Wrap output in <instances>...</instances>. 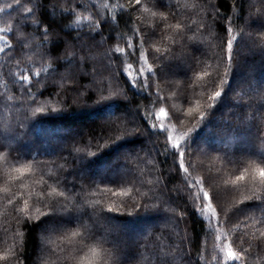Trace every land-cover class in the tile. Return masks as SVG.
<instances>
[{"label": "trees", "instance_id": "16d2710c", "mask_svg": "<svg viewBox=\"0 0 264 264\" xmlns=\"http://www.w3.org/2000/svg\"><path fill=\"white\" fill-rule=\"evenodd\" d=\"M102 1L105 7L99 16L95 4ZM64 6V12L54 18L55 0H0L1 116L21 135L20 143L27 141L26 126L31 123L37 126L31 138L41 137L38 126H77V119L88 111L78 113V107L91 106L94 114L101 105H110L107 119L81 122L78 127L84 131L69 137V145L54 157L13 153L1 143L13 137L2 138L0 264H34L37 236L47 228L49 244L42 264H81L90 258L92 247L109 252L108 264H264V178L259 175L264 168V96L243 100L225 94L231 79L243 72V63L254 75L264 73V0L250 9L245 0H172L169 5L165 0L139 4L136 0H70ZM73 17L83 20L76 27L79 30L64 32L60 23L65 25ZM252 24L259 26L262 36L254 33ZM116 31L120 45L114 40ZM144 36L151 41L148 49ZM65 42L91 48L63 62L58 55ZM197 43L207 47L208 55L189 63L181 74L171 75L170 83L163 82L174 95L162 96L151 78L187 63L186 55L197 50ZM79 67L87 75L69 81L68 72ZM216 92L221 95L216 97ZM224 94L228 115L216 124L209 120L206 129L195 127L219 108ZM172 103L181 108L171 112ZM131 107L137 120L120 117ZM14 111L16 120L11 125ZM167 119L174 120L173 128L182 134L179 145L168 139ZM140 131L146 138L137 135ZM199 135L206 139L196 150L193 144ZM241 136L261 155H246L235 145ZM208 139L216 145L207 146ZM126 143L138 145L128 149L117 165L131 172L130 179H113L107 172L79 176L85 167L101 164V159ZM197 154L199 161L194 163ZM199 188L209 194L214 223L197 210L202 207ZM217 189L231 193L230 200ZM219 201L225 213H219ZM57 211L72 219L65 232L52 229L56 220L60 225L66 222ZM153 214H161L164 230L146 229L142 223L145 229L133 233L134 227L142 225L140 220ZM87 216L104 218L108 224L113 221L122 234L132 231L129 247L113 233L92 229V238L102 242L84 240L88 247L81 250L76 246L80 237L74 233L88 235L81 226L91 224ZM223 241L236 260L226 256Z\"/></svg>", "mask_w": 264, "mask_h": 264}, {"label": "rangeland", "instance_id": "374dc122", "mask_svg": "<svg viewBox=\"0 0 264 264\" xmlns=\"http://www.w3.org/2000/svg\"><path fill=\"white\" fill-rule=\"evenodd\" d=\"M70 0H55V3L57 5L56 10L51 11L52 15L54 18H57L61 13L64 12L65 10V4H67V2ZM87 1H96V0H87ZM167 2V4L169 5L170 1L172 0H165ZM261 0H245L246 3V7L248 9L253 8L255 4H258V2H260ZM95 3V2H94ZM96 8L98 9L99 12V16H102V9L105 7V3L104 1L102 2H97L95 4ZM166 8H170L167 7ZM165 8V9H166ZM133 15V13H132ZM137 15V14H136ZM83 20L78 21L76 18H72L71 21L67 22L65 25H63V23H60L59 27L66 32L69 29L72 30H76L79 28H76L77 26H79L81 24ZM114 23V22H113ZM90 24V23H88ZM34 25V23H33ZM36 25V23H35ZM91 25H88L89 28ZM252 26L256 29V31L254 32L256 35L258 36H262V33L259 32V26L257 25H253ZM152 29V27H151ZM141 31L143 32L144 30L141 28ZM75 33V32H74ZM77 34V33H76ZM57 35V34H56ZM192 37H189V39H191ZM155 38H152V40H154ZM187 40L188 44L192 43V39L191 40ZM115 42L118 43L119 45L122 44V40H121V35L119 33H117V31L115 32V38H114ZM150 38L146 39L145 36L143 37V43L146 47V49L151 47V43H150ZM31 43H35L34 41H32ZM188 44H186L187 46H189ZM193 44V43H192ZM198 44V48L195 52H191L189 51L186 55V60L187 63L182 64L180 67L178 66H172L171 68H169V70H161L159 72L158 75H155V77L151 78V82H153V84H157V88H159V90H161V94L162 96H167V95H174L169 93V89L167 90L166 87H163L162 84L163 82H171V75H173L174 73H179L181 74L184 69L187 68V66L189 65V63L194 62V61H199L201 55H208V51L206 50L207 47H205V45H203V43H197ZM32 45V44H31ZM35 45V44H34ZM83 45V44H82ZM82 45H77V46H73L72 43L69 42H65L64 47L62 49L61 55H58L60 57V59L65 62L71 58L74 57H78V51L81 53H84V51L89 47H84ZM123 45H126L129 47V44L124 43ZM30 46V45H29ZM113 46H115V44H113ZM37 53H39V49H37ZM96 53H98L100 55V52L96 51ZM101 57V56H99ZM85 58V56L83 57ZM69 62V61H68ZM66 62V63H68ZM69 65V64H68ZM264 67V66H263ZM242 68H243V72L235 75L230 82V87L227 90V93H225L227 96H229L230 98L236 96V95H240L243 100H247L248 98H253L255 99L256 96H264V73L259 76V75H254L252 74V71H250L249 65L247 68V65L245 63L242 64ZM247 69V70H246ZM82 70L79 68H75V69H71L68 72V78L69 81H74L76 80V76H79L81 74H85L83 72H81ZM97 71V69H96ZM105 72V71H103ZM48 72L47 70H43V74L46 75ZM91 73H93V71H91ZM87 75V74H85ZM131 78L133 79V76H131ZM130 79V78H129ZM131 79V80H132ZM228 79V78H227ZM226 79V80H227ZM130 80V81H131ZM67 83V82H66ZM161 84V85H160ZM225 84V83H224ZM169 86V85H168ZM153 87V86H152ZM150 88V87H149ZM149 88L147 87V91L149 92ZM138 89V88H137ZM139 92V89H138ZM226 92V91H225ZM176 93V91L174 92ZM222 95V98L220 100V106L217 110H215V112L211 115V117L209 116L210 114H207V116L203 117L200 121H198L195 124V127H199V126H203L204 129L207 128V122L209 120L214 121V124H216V122H219L222 118L223 115L227 116V110L229 109V107L227 106V98L226 95ZM216 103V102H215ZM107 106L110 105H101L99 107V110L94 111V114H90L92 109L91 106L90 107H78L76 112H87L85 113V115L81 116V118L77 119V126L72 127L71 129H60V128H52L46 125H43V127H39L38 129H40V134L41 137L38 140H30L28 141L29 138H31L32 132L34 129L37 128V126H35V123H31L30 125H25L29 130L26 132V140L24 143H20L19 140L21 139V135L18 133H14L10 128H9V124L10 122L8 121L9 119H4L1 116L0 113V142L2 141V138H4V140L9 139V137H13L12 140H8L6 141V143L1 142L4 144V146H8V148L10 147L11 151L13 153H27L26 155H28V158H31L33 155H50V157H54L58 154L59 151L66 149V147L69 145V141H67V139H69V137L74 138L77 136L78 133H76L77 131L79 132H83L84 129L83 128H79V124L81 122L83 123H87L88 121L92 120V119H99V120H106L107 119V112H108V108ZM171 108V112L177 111L179 110L181 107H179V105L177 104H171L169 105ZM59 107H54L53 109H58ZM40 110V109H39ZM115 112V110L113 111ZM143 111L141 110V113ZM249 111L246 110V112L244 114H246V119L247 121H250L252 119L251 115L248 113ZM17 114L14 112H12V114L10 115V121H11V125H13L15 119V116ZM120 117H125L128 119H136V112H135V107H131L130 110L127 111V113H121ZM33 117H31L32 119ZM34 120V119H33ZM31 121V120H30ZM171 119H167L165 120L166 126H167V136L168 139H170V143L172 145H179L181 143V138H182V134H180V132L178 131V128H173V123ZM13 122V123H12ZM206 122V124H205ZM25 124H28L25 123ZM244 124H246L244 122ZM41 126V124H39ZM25 126H21L22 128H25ZM79 126V127H78ZM79 128V129H78ZM31 131V132H30ZM138 136L142 137V138H146L145 133L143 131L138 132L137 134ZM206 138L202 135H199L197 138H195L194 140V144H193V148H195L196 150H200V146L204 145L203 141ZM24 140V139H23ZM245 140L244 136L239 137V140L237 141V146L242 147V149L246 152V155H248L249 153L254 154L256 156L261 155L259 153V151H257L256 149H254L255 145L253 146V144L251 143H243V141ZM242 141V142H241ZM207 142V146L209 144V147L216 145V141H212L210 139L206 140ZM253 143V142H252ZM115 145V144H114ZM112 145V146H114ZM3 146V145H2ZM14 146V148H13ZM207 146L205 147V149L207 148ZM138 147V145H136L135 143L132 144H122L120 146H118L116 148V150H114L111 155V157L107 158V159H101L100 163L98 164H93L90 166H87L83 169V171L81 173H79V176H83L85 173H89L91 177L96 175H102L105 174L106 172L108 173L109 177H112L113 179L115 177H119L120 179H130L131 177V172H129V170H125L122 169L121 167H119V169L117 168L118 162L121 161L123 159L124 155H127V150L128 149H136ZM199 156L200 155H193V161L194 163H197L199 161ZM26 157V158H27ZM99 165L102 168H99ZM193 166H195V164L191 163V168H193ZM117 168V169H116ZM100 170L102 171L100 174L97 172H100ZM200 186V185H199ZM200 190V188H199ZM218 190V189H217ZM201 192V209H197L198 212L200 213V215L202 217H206L208 219V221L210 223H214L215 220V212L211 206V203L209 201V198L207 196L204 195V193H206L205 190H203V192L200 190ZM219 194L223 196V198H225L226 201H229L231 198V193L227 192L224 189H220L218 190ZM227 202H223V205L226 204ZM219 205V213L221 211V213H225V208H223L221 202H218ZM57 213L59 216V218L66 221L64 223H60L58 222V220H56L54 227H52V229L55 231V233H61V232H65L66 230V225L71 223L72 219L69 216H65L64 213H62V215H60V211L55 212ZM61 216V217H60ZM84 217V216H83ZM80 216L79 219L83 218ZM162 218L161 214H153V218H149L148 220H140V224H144L146 226V229H148L149 227L155 226V228H161V229H165V227L163 225L160 224V220ZM83 219H86L85 217ZM87 219H89L90 223L93 225L92 229H96L97 232L100 231H106V232H110L115 234V236L117 237V240L123 242L126 244L127 248L130 245V241L131 239L128 237H131L130 234H132V231H124L123 234L117 230V225L113 223V221L108 222L104 219V218H98L95 219V216H87ZM139 222H136L139 223ZM67 223V224H66ZM73 224V223H72ZM138 225L136 227H134L133 229V233L136 232L138 229H145L144 225ZM49 229H43V231H41L38 236H37V247L35 249V257H34V264H42L44 261V257H45V252H46V248L49 244ZM143 231V230H142ZM121 234V235H120ZM129 239V242H128ZM222 248L223 250H225V254L226 256L229 258V252H232V250L229 248L228 244L226 243V241H223L222 243ZM202 249H205V244H202ZM203 252H205V250H203ZM202 258V255L199 257ZM203 259V258H202ZM200 259V260H202Z\"/></svg>", "mask_w": 264, "mask_h": 264}, {"label": "snow or ice", "instance_id": "6c2138e0", "mask_svg": "<svg viewBox=\"0 0 264 264\" xmlns=\"http://www.w3.org/2000/svg\"><path fill=\"white\" fill-rule=\"evenodd\" d=\"M137 4L140 3V0H136ZM76 39H81V37L77 36ZM87 46V45H85ZM228 48L231 49L232 48V43L231 41L228 42ZM149 74H151V69L149 70ZM221 95L220 92H216L215 96L219 97ZM160 114L164 115V109H160ZM176 147V146H174ZM178 155H183V153H179ZM259 175L261 178H264V168L260 169L259 171ZM239 179H243V177H239ZM205 196H208V193H204ZM82 227H84L85 229V233H87L88 235H85L83 233H74V235H78L80 237V243L78 245H76L77 247H80L81 250H83L84 248H87L88 245L84 244L83 241L84 240H96L97 243H101L102 242V238H92L91 236V230L93 228L92 224H82ZM71 246V245H70ZM88 253L90 254V258H86L85 260H83L81 262V264H97L98 261H102L103 264H108V260L110 258V254L107 250H104L102 248H97V247H92L88 249ZM229 256L233 259L236 260L237 257L233 256V254L231 252H229Z\"/></svg>", "mask_w": 264, "mask_h": 264}, {"label": "bare ground", "instance_id": "6f19581e", "mask_svg": "<svg viewBox=\"0 0 264 264\" xmlns=\"http://www.w3.org/2000/svg\"><path fill=\"white\" fill-rule=\"evenodd\" d=\"M40 135L35 134L32 138L28 139V141L32 140H38ZM31 142V141H30Z\"/></svg>", "mask_w": 264, "mask_h": 264}]
</instances>
